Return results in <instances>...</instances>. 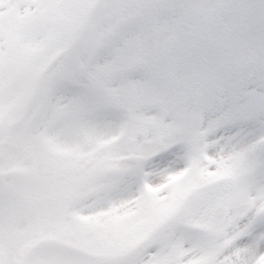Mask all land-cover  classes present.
Returning <instances> with one entry per match:
<instances>
[{
    "label": "snow or ice",
    "instance_id": "snow-or-ice-1",
    "mask_svg": "<svg viewBox=\"0 0 264 264\" xmlns=\"http://www.w3.org/2000/svg\"><path fill=\"white\" fill-rule=\"evenodd\" d=\"M79 7L93 14L60 74L45 85L32 135L94 134L135 125L137 139L150 141L155 153L145 170L187 167L189 155H195L208 172L224 165L235 171L232 179L193 193L185 208L195 217L214 210L225 218L222 232L181 224L168 239L104 264H159L178 244L190 250L185 260L213 253L210 264H260L264 0H0V25L7 26L9 9L34 12L37 20L23 43L51 50L62 39L52 19ZM4 41L0 35V52ZM135 181L126 180L130 190ZM9 193L6 180L0 181V218L10 213ZM122 194L110 195L115 200ZM94 199V207L69 206L66 215H91L110 206L104 193ZM0 264L11 261L0 256ZM31 264H47V258ZM59 264L82 262L65 258Z\"/></svg>",
    "mask_w": 264,
    "mask_h": 264
},
{
    "label": "rangeland",
    "instance_id": "rangeland-1",
    "mask_svg": "<svg viewBox=\"0 0 264 264\" xmlns=\"http://www.w3.org/2000/svg\"><path fill=\"white\" fill-rule=\"evenodd\" d=\"M10 10L13 13L9 16L7 26L10 24L18 26L21 22L20 18L24 14H17L13 9L8 11ZM93 11L89 7H79L59 12L52 19V22L62 39L58 44L52 46L51 50L42 46L23 43L24 39L17 37L18 34H21L25 38L28 27L36 22L37 16L34 12L17 29L20 33L15 32L10 35L9 32V37L5 36L4 43L7 41L12 42L13 45L15 43V45L13 47L6 42L4 51L0 52V162H2L0 163V174L5 175L20 170L21 176L25 177L26 175L23 185L15 182L16 180H6L10 187L11 210L14 208V201L20 203L23 208L14 210L12 216L8 215L4 219H10L9 221L13 222L16 219L25 218L20 221L19 227L22 233L19 234V237L14 236L17 233H11V231L0 228V237H2L0 240H7L8 243L0 242V256L9 259L11 264L17 260L15 258L18 256L16 250L18 246L28 241L37 249L47 250L45 255L47 264H59L64 259L60 253L66 250V246L80 250L85 253L86 258L93 259L97 264H104V262L125 256L136 249L164 238L158 237L156 239L157 233L160 229H171L174 221L184 222V224L186 221L189 222V226L200 223L206 227L207 233L222 232L224 229V224L219 225V228L216 227V218H213L216 217L214 210L201 214L194 220H189L185 208L188 195L191 197L193 193L209 184L232 179L235 175L233 167L224 165L215 172H208L200 166L195 155H189L188 165L190 163L192 166V176L185 182L170 183V178L180 174L183 168L172 171L167 169L160 171V169L156 170L160 171L159 174H151V170L146 173L147 171L142 166L140 175L136 168L130 167L132 161L128 160L126 156L148 158L155 153L151 151L150 141L137 138L133 142V139L130 140L131 135L137 133L135 125L130 128L124 139L111 147L108 146L100 151L96 150V152L90 151L91 138L94 136L92 133L67 132L62 136L57 134L59 139L63 141H65L64 137L67 136L75 145V147L65 145L67 151L74 152L66 153L63 151L66 155L65 158H70L67 160H64L65 158L60 160L50 158L51 153L47 150L46 145L41 142L40 136L33 137L25 129V126L21 129L11 128L6 132V139L4 138L2 132L3 129L5 130L4 126L14 124L16 118L19 117V113L16 115L8 113L14 109L5 105L7 97L15 98L16 94L18 97L22 96L23 99L30 97V94L33 93L32 88L35 80H38L42 83V87L37 86L38 92L33 93L35 103L34 116L32 117L37 118L46 99L45 83L50 85L52 82L50 78L60 74V69L65 60L80 42L81 33L87 26ZM83 16L84 19H82ZM45 19L48 18L45 17ZM57 19L61 20L54 23ZM7 26L0 25V31ZM6 52H8V56H4ZM13 54L14 56L20 55L22 59H16ZM38 55H42L41 58H38ZM54 66H56V72L52 71ZM3 69H7L6 71L10 75L7 72H2ZM16 72L17 75H15ZM11 76L14 77V81L10 83ZM101 138L102 136L98 137L99 142H101ZM71 147L72 149L69 150ZM42 149L44 150L42 151ZM81 150L86 153L82 156L83 158L77 155V151ZM205 159H209L211 162L210 158L205 157ZM90 160L95 163L88 162ZM83 162L94 164H91L88 171H79L78 166ZM108 170L115 172L113 179L106 178ZM45 177L50 178L53 182L50 181L49 185L43 186L48 190L47 195L41 193L42 187L34 190V187L28 183V180H31L35 184L41 185L40 180ZM129 177L136 178V186L131 190L130 184L126 183ZM163 178L166 180L165 183L169 185L165 191L151 192L154 191V184L155 186L163 184L165 181ZM122 188H128L129 191L133 190L139 199L141 197L142 202L139 203L140 207L138 208L139 215L129 216L126 214L123 218V215L120 217L119 212L114 210H109L105 215H101L103 211H98L99 215L98 212L82 215L91 217L90 221L85 220L86 222L79 215L73 217L66 215V209L69 206L79 205L84 209L94 207L98 203L96 200L92 202L94 194H97L98 197L99 193H104L105 197L109 198V202L111 200L113 203L110 194L119 192ZM88 197L91 198L89 202L85 201ZM34 198L39 202L34 201ZM44 199L46 201L42 202ZM116 199L118 197H115ZM25 202H27L28 210L31 211L26 212ZM35 202L41 206H37ZM146 208H151L148 214ZM226 209L227 205H225ZM133 211L134 209L130 210V213ZM1 223L0 218V225H3ZM163 232H166V229ZM20 235H23L24 238ZM189 252L190 250H185L182 245L178 244L174 248V255L166 257L159 264H180L189 255ZM213 255V253H208L193 257L190 264H210Z\"/></svg>",
    "mask_w": 264,
    "mask_h": 264
},
{
    "label": "bare ground",
    "instance_id": "bare-ground-1",
    "mask_svg": "<svg viewBox=\"0 0 264 264\" xmlns=\"http://www.w3.org/2000/svg\"><path fill=\"white\" fill-rule=\"evenodd\" d=\"M12 13H13V11L10 10V11L7 12V15L11 16ZM32 13L26 12V14L20 18L21 22H19L18 26L10 24V27L6 28V30L4 29L3 30L4 32L2 34L5 33L4 35L7 36L9 32H10L9 33L10 35H13V33H15V32L16 33L17 32L20 33V31L17 30V29L21 26L22 22L25 19L29 18L32 15ZM59 20H61V19L55 20L54 23L58 22ZM17 37H18V39H24L21 34H18ZM10 45L13 46L11 43H10ZM4 56H8V52H6ZM13 56H14V54H13ZM14 57H16V59H22V57L20 55L19 56L15 55ZM6 70L7 69H3L2 72H7ZM17 74L18 73L16 72L15 75H17ZM8 75H10V73H8ZM119 130L113 131L111 129L105 128V129H101V130L96 131L94 133V136L91 138L92 146L90 147L91 148L90 151H94L95 149H97L99 147H103V145L109 143L111 139H117L118 135H119ZM81 135L84 137V135L82 133H81ZM100 136H102L101 142H99V139H98V137H100ZM47 139L49 141V145L54 149V151L56 153H58L60 155H64L63 151L66 152V153H74L72 151H67L66 150V147H65L66 144L67 145H72L73 147H75L73 141L70 138H67V136L64 137L65 141L59 139V136L57 134L48 135ZM71 149H72V147L69 148V150H71ZM77 155L82 157V156L86 155V153H85L84 150H81V151H77ZM126 191L127 190H125V192ZM113 201L114 202L111 203V202H109V198L107 199V203L108 204L110 203L109 204L110 206L107 207V209L105 211H103L101 215H104L105 213H107L109 211V209H110V211H111V209H113L114 211H120V214H124L125 212L131 210L134 207V204L136 202L135 197H131L130 195H128L126 197H122V198L116 199V200H113ZM98 215H99V212H98ZM192 217H194V216H192ZM213 218H216V227L217 228H219V225L225 224V222H224L225 218L224 217H218L216 215V217H213ZM88 220H90V218H88ZM212 220H214V219H212ZM190 260L191 259H188L183 264H189ZM263 261H264V259L260 261V264H264Z\"/></svg>",
    "mask_w": 264,
    "mask_h": 264
}]
</instances>
